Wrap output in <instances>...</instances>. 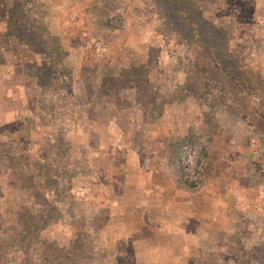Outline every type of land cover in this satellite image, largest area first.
Listing matches in <instances>:
<instances>
[{
    "label": "rangeland",
    "instance_id": "obj_1",
    "mask_svg": "<svg viewBox=\"0 0 264 264\" xmlns=\"http://www.w3.org/2000/svg\"><path fill=\"white\" fill-rule=\"evenodd\" d=\"M0 264H264V0H0Z\"/></svg>",
    "mask_w": 264,
    "mask_h": 264
}]
</instances>
